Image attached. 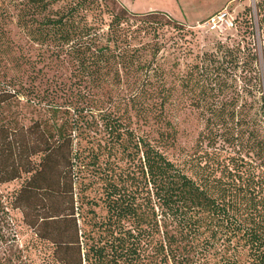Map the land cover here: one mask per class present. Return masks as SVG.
<instances>
[{
	"label": "trees",
	"instance_id": "trees-1",
	"mask_svg": "<svg viewBox=\"0 0 264 264\" xmlns=\"http://www.w3.org/2000/svg\"><path fill=\"white\" fill-rule=\"evenodd\" d=\"M116 1L0 0V39L15 18L48 57L70 67L66 78L35 66L26 79L0 77V184L22 179L9 203L42 238L74 246L78 264H264V172L240 158L219 176L199 162L192 177L159 148L163 132H137L119 110L110 92L123 85L140 119L151 114L138 99L143 91L160 88V104L169 101L153 60L160 45L142 39L163 25L183 27ZM256 7L263 31L264 0ZM256 59L251 43L217 42L179 76L207 127L240 132L251 119L264 85ZM84 97L93 103L87 118L75 105ZM258 111L263 117V100ZM152 115L162 119L161 110Z\"/></svg>",
	"mask_w": 264,
	"mask_h": 264
},
{
	"label": "rangeland",
	"instance_id": "rangeland-1",
	"mask_svg": "<svg viewBox=\"0 0 264 264\" xmlns=\"http://www.w3.org/2000/svg\"><path fill=\"white\" fill-rule=\"evenodd\" d=\"M257 1H116L117 8L121 4L130 12L160 11L165 14L157 17L162 22L173 20L183 27L180 30L169 24L163 25L155 33L156 37L149 34L142 39L143 41L152 40L153 43L160 45L153 60L156 68L160 69L165 77L168 91H170L168 102L164 105L160 104L161 96L158 94L160 88L154 87L147 92L143 91L138 99L144 102L145 106L151 107V114L146 113L145 120H143L130 107V101L123 97L130 92L127 86L123 85L121 88L111 90L110 93L118 98L119 110L125 111L129 125L137 132L146 133L155 139L159 137L160 131L163 132L164 137L167 136L166 143L160 144L159 148L192 177L197 176L199 162L203 165L206 161V166L213 169L215 176H219L224 164L233 161L240 165V158L254 165L257 172H264V116L262 117L258 111L261 100L264 102V85L263 90L257 93L256 99L252 101L253 106L248 115L251 119L242 124L240 132L237 130L217 131L219 127L211 124L207 127L199 110L190 104L189 98H186V94L182 93L179 86V76L184 74L187 65L194 61L196 53L211 50L217 42L232 44L238 40L242 44L251 43L254 46L257 54L256 67L264 80L262 43L264 30L262 31L258 26ZM224 7H227L230 14L234 16L231 27L211 31L201 25L211 14ZM14 22L15 18H11L5 24L4 28L8 38L0 39V77L19 74L26 79L31 67L35 66L36 69H42L49 76L60 74L66 78L70 71L69 65H61L48 57V53L32 42L25 32L16 27ZM224 95L230 96L227 92ZM75 97L79 96H73ZM245 98L240 99L239 103L245 100L248 102L252 97ZM59 102L62 105L66 104L63 98H60ZM91 102V99L87 97L84 101L80 99L75 104L84 106V118L89 116V111L86 109L88 106H93ZM160 110L162 119L155 120L152 114ZM230 158H232L231 161ZM245 175L243 174V177ZM21 182L22 179H15L0 184V264H62L57 260L59 256L69 258L68 264H78L75 261L74 246H59L52 240L42 238L39 230L32 229L24 222L20 208L11 206L10 198ZM52 232L58 231L53 230Z\"/></svg>",
	"mask_w": 264,
	"mask_h": 264
},
{
	"label": "built area",
	"instance_id": "built-area-1",
	"mask_svg": "<svg viewBox=\"0 0 264 264\" xmlns=\"http://www.w3.org/2000/svg\"><path fill=\"white\" fill-rule=\"evenodd\" d=\"M233 19L234 16L230 14L227 7H224L211 14L201 25L206 27L207 30L218 31L219 29H227L231 27Z\"/></svg>",
	"mask_w": 264,
	"mask_h": 264
},
{
	"label": "crops",
	"instance_id": "crops-1",
	"mask_svg": "<svg viewBox=\"0 0 264 264\" xmlns=\"http://www.w3.org/2000/svg\"><path fill=\"white\" fill-rule=\"evenodd\" d=\"M164 12V11H163Z\"/></svg>",
	"mask_w": 264,
	"mask_h": 264
}]
</instances>
